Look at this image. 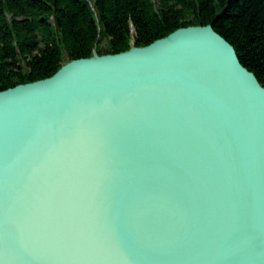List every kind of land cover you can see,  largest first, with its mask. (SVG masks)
Masks as SVG:
<instances>
[{"label":"water","instance_id":"95a60500","mask_svg":"<svg viewBox=\"0 0 264 264\" xmlns=\"http://www.w3.org/2000/svg\"><path fill=\"white\" fill-rule=\"evenodd\" d=\"M0 264H264V87L210 25L0 91Z\"/></svg>","mask_w":264,"mask_h":264},{"label":"trees","instance_id":"16d2710c","mask_svg":"<svg viewBox=\"0 0 264 264\" xmlns=\"http://www.w3.org/2000/svg\"><path fill=\"white\" fill-rule=\"evenodd\" d=\"M207 25L264 87V0H0V91Z\"/></svg>","mask_w":264,"mask_h":264}]
</instances>
